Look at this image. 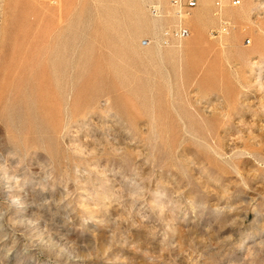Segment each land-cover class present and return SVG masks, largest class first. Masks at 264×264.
<instances>
[{
  "label": "rangeland",
  "instance_id": "obj_1",
  "mask_svg": "<svg viewBox=\"0 0 264 264\" xmlns=\"http://www.w3.org/2000/svg\"><path fill=\"white\" fill-rule=\"evenodd\" d=\"M196 1L0 0V264H264V0Z\"/></svg>",
  "mask_w": 264,
  "mask_h": 264
},
{
  "label": "built area",
  "instance_id": "obj_2",
  "mask_svg": "<svg viewBox=\"0 0 264 264\" xmlns=\"http://www.w3.org/2000/svg\"><path fill=\"white\" fill-rule=\"evenodd\" d=\"M53 1V0H51ZM243 0H231V6L238 7L242 4ZM171 5L176 16L190 15L191 9L197 5L196 0H171ZM217 5H220V1H217ZM150 9L156 16H161L164 12L160 0H151ZM184 18L170 27L164 29L160 42L161 44L168 45L174 41H180L189 35V29L183 26ZM233 26L229 21H222V24L218 32L226 34L229 33Z\"/></svg>",
  "mask_w": 264,
  "mask_h": 264
},
{
  "label": "bare ground",
  "instance_id": "obj_3",
  "mask_svg": "<svg viewBox=\"0 0 264 264\" xmlns=\"http://www.w3.org/2000/svg\"><path fill=\"white\" fill-rule=\"evenodd\" d=\"M182 18H185L183 16H177V20L180 21ZM250 43V41H248Z\"/></svg>",
  "mask_w": 264,
  "mask_h": 264
}]
</instances>
